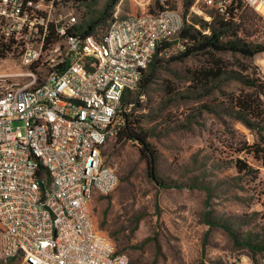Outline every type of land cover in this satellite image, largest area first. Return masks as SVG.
Instances as JSON below:
<instances>
[{
    "label": "built area",
    "instance_id": "2783aa9c",
    "mask_svg": "<svg viewBox=\"0 0 264 264\" xmlns=\"http://www.w3.org/2000/svg\"><path fill=\"white\" fill-rule=\"evenodd\" d=\"M130 1L137 12L118 17L117 6L96 37L75 31L69 0H0V261L129 264L89 208L118 181L101 148L124 92L185 21L172 0ZM238 2L264 16V0H194L189 12L238 21ZM185 47L176 39L168 53Z\"/></svg>",
    "mask_w": 264,
    "mask_h": 264
},
{
    "label": "rangeland",
    "instance_id": "374dc122",
    "mask_svg": "<svg viewBox=\"0 0 264 264\" xmlns=\"http://www.w3.org/2000/svg\"><path fill=\"white\" fill-rule=\"evenodd\" d=\"M105 1L99 0V6ZM169 5L181 9L185 23L193 16L202 18L189 8L185 11L181 0ZM117 6L118 17L137 12L130 0H119L114 13ZM246 6L253 12V25L243 24L238 35L261 42L264 16ZM219 56L222 69L264 86V51L250 58ZM208 59L199 53L159 70L136 111L153 127L149 140L158 157L159 180L167 185L148 176L136 144H118L112 132L101 148L104 164L116 172L118 181L108 193L96 194L89 208L98 228L134 264H254L264 255L247 244L264 240V166L251 150L260 140L264 118L248 128L228 111V99L248 90L238 79L223 81L208 96L179 98V92L188 89L186 68L207 65ZM260 98L264 112V92ZM121 120L117 112L114 121ZM238 161L245 164L241 171ZM9 264L23 262L15 257Z\"/></svg>",
    "mask_w": 264,
    "mask_h": 264
},
{
    "label": "trees",
    "instance_id": "16d2710c",
    "mask_svg": "<svg viewBox=\"0 0 264 264\" xmlns=\"http://www.w3.org/2000/svg\"><path fill=\"white\" fill-rule=\"evenodd\" d=\"M69 1L74 7H78L80 12L79 20L74 26L75 31L82 36L93 35L96 37L101 36L106 31L113 20L115 6L119 2V0H106L99 6V0ZM181 1L185 11L194 2V0ZM237 6L240 10L238 21L225 19L219 13L212 12L209 22L199 16H193L191 23L184 22L173 39L162 40L158 43L153 58L142 72L137 87L126 90L122 96L119 105L121 109L118 108L117 111L122 120L121 122L114 121L110 129L118 144L132 142L137 145L140 154L146 160L148 176L159 185L167 184L159 180L158 157L149 140L153 134V127L146 124L147 119L143 113L136 111L141 106V100L145 98V92L154 82L157 72L169 63L183 61L199 53L207 55L209 57L207 65L201 64L186 68V79L189 81L188 89L186 92H179V98L192 97L197 99L208 96L216 89H219L223 81L238 79L244 82L248 90L241 89L238 94L228 99L230 104L228 111L248 128H254L257 125L254 120H262L264 118V112L261 107L263 102L260 98L264 92L263 84L256 83L254 80H244L238 72L222 69V58L219 54L232 53L239 54L244 58H250L264 51V40L261 42H251L238 35V31L243 24L246 23L248 26L253 25L254 17L252 10L243 3L238 2ZM196 24L199 25V28L196 27ZM204 30H208V32L204 33ZM176 39L184 40L186 47L183 50L167 54L168 49ZM165 54L170 56H165ZM251 88L255 89L250 90ZM170 89L174 90V88ZM141 95H144V98H141ZM201 106L209 108L206 104ZM259 137V142L255 144V147H253L254 145L251 146V150L254 153V157L260 160L264 166V130H260ZM236 167L241 171L245 168V164L238 161ZM37 174L43 177L42 184L44 187V183H47L49 180L47 172L40 166ZM209 223L212 225L217 222L209 221ZM100 226H102V222ZM247 244L253 252L264 251V240L254 243L247 242ZM116 253H124V251L116 249ZM14 258H8L7 262L0 261V264H9ZM129 264L134 263L129 260ZM254 264H260V260L257 263L254 259Z\"/></svg>",
    "mask_w": 264,
    "mask_h": 264
}]
</instances>
